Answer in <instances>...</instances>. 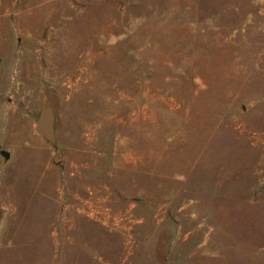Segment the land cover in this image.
I'll return each mask as SVG.
<instances>
[{
    "label": "rangeland",
    "instance_id": "1",
    "mask_svg": "<svg viewBox=\"0 0 264 264\" xmlns=\"http://www.w3.org/2000/svg\"><path fill=\"white\" fill-rule=\"evenodd\" d=\"M0 264H264V0H0Z\"/></svg>",
    "mask_w": 264,
    "mask_h": 264
},
{
    "label": "water",
    "instance_id": "2",
    "mask_svg": "<svg viewBox=\"0 0 264 264\" xmlns=\"http://www.w3.org/2000/svg\"><path fill=\"white\" fill-rule=\"evenodd\" d=\"M35 131L50 141L54 139L53 112L49 106L44 105L39 109Z\"/></svg>",
    "mask_w": 264,
    "mask_h": 264
}]
</instances>
